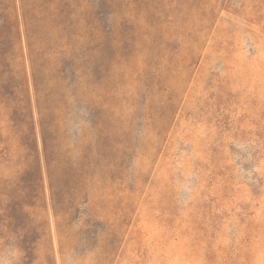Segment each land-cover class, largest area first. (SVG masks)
I'll return each instance as SVG.
<instances>
[{
    "label": "rangeland",
    "instance_id": "rangeland-1",
    "mask_svg": "<svg viewBox=\"0 0 264 264\" xmlns=\"http://www.w3.org/2000/svg\"><path fill=\"white\" fill-rule=\"evenodd\" d=\"M9 249L264 264V0H0V264Z\"/></svg>",
    "mask_w": 264,
    "mask_h": 264
},
{
    "label": "trees",
    "instance_id": "trees-1",
    "mask_svg": "<svg viewBox=\"0 0 264 264\" xmlns=\"http://www.w3.org/2000/svg\"><path fill=\"white\" fill-rule=\"evenodd\" d=\"M24 33L25 34V41L27 42V46L29 48H31V51L34 52L36 50H38L39 46L37 45L39 43V39H36L37 37L35 36L34 34V30L30 27L27 26L26 24V20L24 21ZM16 30V29H15ZM117 44H124L125 42V39L124 38H118L115 40ZM189 51V50H188ZM189 53V52H188ZM187 55V58L188 56H192V52L190 54H186ZM29 57V56H28ZM185 62H187L185 60ZM29 63H30V70H31V81H32V84H33V89H35V91L38 90V85L36 84V72H34V68H32V59L29 58ZM35 63V62H33ZM36 64V63H35ZM38 66V65H37ZM43 68V66H42ZM37 71V70H36ZM37 73H39L37 71ZM28 80L27 79H23V87H24V90L26 89V91L28 90L29 91V85H28ZM44 97V95H42ZM101 139V134H96L95 136V143L97 145V148L99 149L101 147L100 145V140ZM56 157V154H54V150H47V146H46V140H44V137H43V149H42V159L40 158V156H38V164H39V169H41V175H43V170L46 174V177H47V184H48V187H49V191L51 193V197H55L54 198V202L53 204H57L58 206L61 205V210H63V205L64 203L62 201H60V199H57V197H60L61 196V192L62 194L64 193L63 191L60 190V188H53V182H52V178H51V175H50V164L52 165L54 163V159Z\"/></svg>",
    "mask_w": 264,
    "mask_h": 264
},
{
    "label": "clouds",
    "instance_id": "clouds-1",
    "mask_svg": "<svg viewBox=\"0 0 264 264\" xmlns=\"http://www.w3.org/2000/svg\"><path fill=\"white\" fill-rule=\"evenodd\" d=\"M20 253L17 249L7 250V259L3 260L2 264H15V261L18 259Z\"/></svg>",
    "mask_w": 264,
    "mask_h": 264
}]
</instances>
